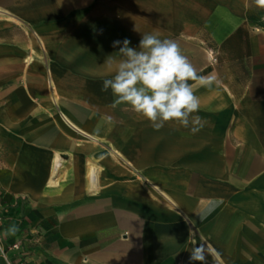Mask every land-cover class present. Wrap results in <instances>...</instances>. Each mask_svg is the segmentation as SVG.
<instances>
[{
  "label": "crops",
  "instance_id": "crops-1",
  "mask_svg": "<svg viewBox=\"0 0 264 264\" xmlns=\"http://www.w3.org/2000/svg\"><path fill=\"white\" fill-rule=\"evenodd\" d=\"M154 32L216 80L196 134L101 90L112 42ZM0 237V264H264V11L0 0Z\"/></svg>",
  "mask_w": 264,
  "mask_h": 264
},
{
  "label": "clouds",
  "instance_id": "clouds-1",
  "mask_svg": "<svg viewBox=\"0 0 264 264\" xmlns=\"http://www.w3.org/2000/svg\"><path fill=\"white\" fill-rule=\"evenodd\" d=\"M264 8V0H254ZM127 38L115 40L118 59L108 56L105 63L114 74L102 82V91H111L115 97L112 107L128 105L159 131L167 122H178L196 134L204 126L202 118L194 115L200 110L201 101L190 81L201 87L211 88L216 80L198 74L178 41L160 38L158 33H145L137 47ZM17 231L12 229L13 234ZM192 260L203 261V255L194 250Z\"/></svg>",
  "mask_w": 264,
  "mask_h": 264
},
{
  "label": "built area",
  "instance_id": "built-area-1",
  "mask_svg": "<svg viewBox=\"0 0 264 264\" xmlns=\"http://www.w3.org/2000/svg\"><path fill=\"white\" fill-rule=\"evenodd\" d=\"M0 242H1V237H0ZM11 248H12V249H18V248H19V244H18V243L13 244V245L11 246ZM10 264H14V263H10Z\"/></svg>",
  "mask_w": 264,
  "mask_h": 264
},
{
  "label": "rangeland",
  "instance_id": "rangeland-1",
  "mask_svg": "<svg viewBox=\"0 0 264 264\" xmlns=\"http://www.w3.org/2000/svg\"><path fill=\"white\" fill-rule=\"evenodd\" d=\"M260 9H262L264 11V8H260Z\"/></svg>",
  "mask_w": 264,
  "mask_h": 264
}]
</instances>
